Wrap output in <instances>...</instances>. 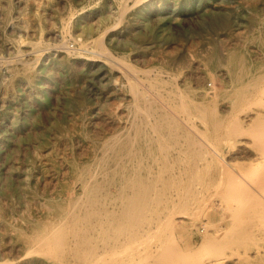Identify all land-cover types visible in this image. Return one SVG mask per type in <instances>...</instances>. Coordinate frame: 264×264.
Here are the masks:
<instances>
[{
  "label": "rangeland",
  "instance_id": "obj_1",
  "mask_svg": "<svg viewBox=\"0 0 264 264\" xmlns=\"http://www.w3.org/2000/svg\"><path fill=\"white\" fill-rule=\"evenodd\" d=\"M163 1L0 0V247L8 264L31 257L67 264L54 258L62 256L76 230L100 223L103 237L112 241L139 239L153 230L142 250L150 246L157 252L172 241L183 253L193 247L197 262L223 258L226 264L264 263V206L261 212L243 211L247 202L241 198L247 191L244 184L264 174V146L259 145L264 142V77L258 89L253 81L264 68V0ZM234 51L247 59L236 82L226 66ZM130 88L159 95L176 120L161 127L159 120L166 119L159 116L162 112L144 105L138 110ZM216 92L220 95L211 104H195L194 99ZM242 106L250 112L236 115ZM137 125L148 135L144 143L153 144L140 158L130 146ZM199 143L216 145L224 155L220 165L206 164L190 145ZM226 166L243 177L248 172L249 180L223 181ZM97 180L100 185L90 197L84 186ZM219 180L223 184L218 188ZM228 183L231 191H244L237 192L245 206L238 207L237 199L238 206L229 202L234 200L230 188L226 191ZM263 185L259 181L264 191ZM146 188L141 218L125 229L114 228V215L125 209V198ZM235 207H243L239 216L246 222L238 216L235 221ZM209 229L223 232L205 244ZM156 257L152 264L164 263ZM172 257L174 264L184 263L182 256Z\"/></svg>",
  "mask_w": 264,
  "mask_h": 264
},
{
  "label": "bare ground",
  "instance_id": "obj_2",
  "mask_svg": "<svg viewBox=\"0 0 264 264\" xmlns=\"http://www.w3.org/2000/svg\"><path fill=\"white\" fill-rule=\"evenodd\" d=\"M143 1H145V0H143ZM147 1H149L150 2V0H147ZM165 1V0H164ZM163 1V2H164ZM219 3V2H218ZM136 6H137V4H135ZM134 5V6H135ZM5 6V5H4ZM121 6V5H120ZM62 7V6H61ZM119 7V6H118ZM122 7V6H121ZM120 7V8H121ZM130 7V6H129ZM120 10V9H119ZM128 10V9H127ZM236 11V10H235ZM238 11V10H237ZM249 11V10H248ZM253 13V12H252ZM9 14V13H8ZM251 14V13H250ZM122 15H124V13H122ZM121 16V15H120ZM1 23V22H0ZM68 29H69V27H68ZM68 31V30H67ZM258 38V37H257ZM74 39V38H73ZM77 39H78V37H75V39L74 40H76L77 41ZM80 39V38H79ZM257 40V39H256ZM100 41V40H99ZM99 41H98V43H99ZM263 41V40H262ZM43 42V41H42ZM264 42V41H263ZM45 43V42H44ZM43 44V43H42ZM62 44V43H61ZM64 44H66L67 45V41L65 40V36H64V41H63V45ZM102 43L100 42V44H98V45H101ZM263 44V43H262ZM19 46V45H18ZM34 46H35V44H34ZM40 46H41V44H40ZM262 46V45H261ZM69 46H67V48H68ZM87 48V47H86ZM41 50V49H40ZM81 50V49H80ZM86 51V50H85ZM68 52V51H67ZM69 52H71V51H69ZM75 53V52H74ZM77 53V52H76ZM243 53V52H242ZM28 55V54H27ZM43 56V55H42ZM4 59V58H3ZM10 61V60H9ZM15 61H11L10 63H9V65L8 66H10V64H12V63H14ZM110 62V61H109ZM38 63V62H37ZM212 63L214 64V65H217L218 63H219V60H218V58H217V56H213L212 57ZM226 66L229 68V71H230V73L232 74V76H233V78L235 79V82L237 81V79L239 78V74L240 73H242L244 70H246L245 68H247L246 66H247V59H246V57H245V55H243V54H239V53H237V52H232V53H230L229 55H228V58L226 59ZM30 65V64H29ZM31 66V65H30ZM131 66V65H130ZM135 69V68H134ZM239 71H240V73H239ZM264 68L263 69H260V74H255L254 76V79H253V81H254V86L255 85H258L256 88L258 89V88H260L259 87V81H260V78H263L264 77ZM138 73H139V71H138ZM143 73V72H142ZM151 73V72H150ZM148 74V73H147ZM243 74V73H242ZM247 74V73H246ZM126 75V74H125ZM151 76V75H150ZM156 76V75H155ZM166 76V75H165ZM136 79V78H135ZM136 83H137V81H136ZM135 85V84H134ZM248 85V84H247ZM139 87V86H138ZM145 87V86H144ZM253 87V86H252ZM178 88H179V86H178ZM255 88V89H256ZM140 89V88H139ZM156 89V88H155ZM162 89V88H161ZM264 89V88H263ZM130 90L132 91V92H135V93H133L134 95H136L135 97H136V101H137V109L138 110H142L143 109V107H142V105H144V106H146V108L145 109H147L148 108V110H149V108L151 109L152 107H156V110H159L157 113H160V112H162V113H160L159 114V116L160 117H164V118H166V119H163V118H161L159 121H160V123H161V127H165V123H170V120L169 119H171L172 118V120H176L175 118L173 119V117H171L172 115L170 114V112L168 111V107H166V108H168L167 110L166 109H164V107H163V105L160 103V100H159V98H158V96L156 97L155 96V94L154 95H152V94H148V93H142L140 90H138V89H136V88H130ZM142 90V89H141ZM148 90V89H147ZM250 90V93H251V88L249 89ZM260 90V89H259ZM143 91V90H142ZM146 90H144V92H145ZM159 91V90H158ZM177 91L179 92L180 91V89L178 90L177 89ZM183 91V90H182ZM260 91H263V90H260ZM150 92V91H149ZM181 92V91H180ZM185 92V91H184ZM183 92V93H184ZM257 92H258V90H257ZM264 92V91H263ZM151 93V92H150ZM169 93V92H168ZM172 93V92H171ZM171 93H169V94H171ZM182 93V92H181ZM159 94V93H158ZM180 94V93H179ZM178 94V95H179ZM259 94H260V92H259ZM220 94L219 93H211V95L208 93V94H206V96H204V97H201V98H199L198 100H195L194 99V102L196 101V105L199 107V108H203V107H205V106H207L208 104H211L212 102H214V100L219 96ZM263 95V94H262ZM161 96V95H160ZM163 96V95H162ZM181 96V95H180ZM180 96H179V98H180ZM182 96H184L183 94H182ZM243 97V96H242ZM253 97V96H252ZM163 98V97H162ZM183 98H185V97H183ZM182 98V99H183ZM251 98V97H250ZM254 99H252V100H257V99H255V98H257V96L256 97H253ZM258 98H259V96H258ZM262 98H264V97H262ZM262 98H260V100L262 99ZM165 100V99H164ZM164 100H162L161 102L163 103L164 102ZM167 100V99H166ZM166 100H165V102H166ZM244 100H246V99H244ZM251 100V101H252ZM170 101V100H169ZM243 101V100H242ZM250 101V102H251ZM254 101H252V102H254ZM247 103V105L248 106H250V104L251 103ZM167 103H170L171 104V102H168V100H167ZM134 104V103H133ZM166 104V103H165ZM164 104V105H165ZM243 104H245L244 102H243ZM264 104V103H263ZM184 105H187V104H184ZM252 105H253V103H252ZM254 105H256V104H254ZM166 106H167V104H166ZM196 106V107H197ZM239 104H237L235 107H236V109H238L239 108ZM244 106V105H243ZM243 106H242V109L240 110L239 109V111L238 110H236V111H238L237 113H236V115L238 114H240V112L241 111H244V114L246 115L247 113H249L250 112V109L249 108H246L245 109V107H244V109H243ZM246 106V105H245ZM136 107H135V110H136ZM172 107V106H171ZM182 107V106H181ZM238 107V108H237ZM176 108V107H175ZM186 108H187V106H186ZM214 108V107H213ZM241 108V107H240ZM171 109V108H170ZM166 110V111H165ZM172 110V109H171ZM181 110H182V108H181ZM188 110V109H187ZM186 110V111H187ZM235 111V110H234ZM137 112V111H136ZM135 112V113H136ZM147 112H149V111H147ZM172 112H174V109L172 110ZM144 114L146 113V112H143ZM165 113V114H164ZM183 113H185V112H183ZM138 112H137V115L136 116H138ZM173 114V113H172ZM188 114V113H187ZM232 114H233V112H232ZM231 114V115H232ZM146 115V114H145ZM152 115V114H151ZM230 115V116H231ZM241 115H243V114H241ZM241 115H239V116H241ZM185 116V115H184ZM13 117V116H12ZM149 117V116H148ZM153 117V116H152ZM178 117V116H177ZM190 117H191V115H190ZM189 117V118H190ZM232 117V116H231ZM238 117V116H237ZM144 118V117H143ZM234 118V117H233ZM236 118V117H235ZM234 118V120H236ZM142 119V118H141ZM179 119V118H178ZM191 120H192V118H190ZM194 119V118H193ZM231 120H232V118H231ZM135 121V120H134ZM151 121V120H150ZM194 121V120H193ZM264 121V120H263ZM183 122V121H182ZM228 122H230V121H228ZM227 122V123H228ZM135 123V122H134ZM139 124V123H138ZM234 124H235V126H234ZM153 125V124H152ZM151 125V126H152ZM223 125V124H222ZM231 125H233L234 127H236V123H234V121H233V124H232V122H231ZM231 125L229 126V127H231ZM154 126V125H153ZM227 126V125H226ZM239 126V125H238ZM237 126V132H238V128H240V127H238ZM195 127V126H194ZM193 127V128H194ZM234 127H233V129H232V132L234 131ZM150 128V127H149ZM218 128V127H217ZM232 128V127H231ZM263 128H264V125H263ZM254 129H256V128H254ZM258 129V128H257ZM231 130V129H230ZM262 130V129H261ZM134 131H135V139L132 141L131 140V138L129 139L130 141H132V144L130 145V146H132V148H133V154L132 155H135L137 158L139 157H141L142 156V154H143V152H144V150H150V149H152V146H153V144H145L144 142H145V138H146V136H148V135H146V133H145V131H144V129L140 126V125H137V127L134 129ZM200 131V130H199ZM231 132V133H232ZM244 132H246V131H244ZM243 131H242V133H244ZM250 132V131H249ZM200 132H198V134H199ZM234 133H235V131H234ZM241 133V132H240ZM241 133V134H242ZM259 133V132H258ZM258 133H256V134H258ZM155 134V133H154ZM246 134V133H245ZM253 134V133H252ZM264 133H262L261 134V136L263 135ZM128 135V134H127ZM126 135V136H127ZM130 135V134H129ZM156 135V134H155ZM157 136V135H156ZM197 136V135H196ZM200 136V135H199ZM235 136H236V134H235ZM242 136V135H241ZM253 136H254V134H253ZM257 137L258 136H260V134H258V135H256ZM264 136V135H263ZM125 137V136H124ZM202 137H204V136H202ZM232 137H234L233 135H232ZM231 137V138H232ZM163 138V137H162ZM200 138V137H199ZM206 138V137H205ZM157 139H158V137H157ZM156 139V140H157ZM257 139V138H256ZM264 139V138H263ZM262 139V140H263ZM258 140V142L259 141H262V140H259V138L257 139ZM119 142V141H118ZM122 145H123V143L125 144V145H127V143L126 142H120ZM116 144V143H115ZM159 144V143H158ZM157 144V145H158ZM112 145V144H111ZM114 145V144H113ZM121 145V146H122ZM160 145V144H159ZM191 146H194V147H196V148H198V150H197V152H200L199 153V155L201 156V155H203L202 156V158H204L205 160H206V164H211V165H220V159H224V155L222 154V153H220V151L219 150H217V147H216V145H215V147L213 148V147H211L209 144H201V143H199V144H190ZM213 145V144H212ZM219 145V144H218ZM259 145L261 146V145H263L264 146V142H263V144H261V143H259ZM162 146H163V143H162ZM214 146V145H213ZM158 147V146H157ZM161 147V146H160ZM170 147V146H169ZM122 148V147H121ZM163 148V147H162ZM218 148H220L219 146H218ZM264 148V147H263ZM126 150V149H125ZM177 150V149H176ZM264 150V149H263ZM131 151V150H130ZM129 151V152H130ZM165 151V150H164ZM173 151V150H172ZM161 152H162V150H161ZM128 153V152H127ZM172 153V152H171ZM193 153H194V151H193ZM122 154V153H121ZM124 154V153H123ZM173 154V153H172ZM197 154V153H196ZM262 154H263V152H262ZM128 155H130V153L128 154ZM125 156V155H124ZM171 156V155H170ZM174 156V155H173ZM183 156V155H182ZM182 156H181V158H182ZM185 156V155H184ZM125 157H127V156H125ZM127 162V161H126ZM112 163V162H111ZM150 164V163H149ZM170 164V163H169ZM116 165V164H115ZM114 165V166H115ZM161 165V164H160ZM159 165V166H160ZM172 165V164H171ZM111 166V165H110ZM117 166V165H116ZM192 166V165H191ZM252 166V165H251ZM119 167V166H118ZM123 167V166H122ZM130 167V166H129ZM178 167V166H177ZM195 167H196V165H195ZM221 167H224L223 165L221 166ZM226 167H228V166H226ZM159 168V167H158ZM236 168V167H235ZM241 168H243V167H241ZM93 169V168H92ZM130 169V168H129ZM168 169V168H167ZM172 169H174V168H172ZM250 169H252V168H250ZM115 170V169H114ZM120 170H121V168H120ZM206 170V169H205ZM159 171V170H158ZM173 171V170H172ZM177 171V170H176ZM222 171V170H221ZM249 171V170H248ZM254 172H255V170H253ZM263 171V170H262ZM262 171H260V172H262ZM87 172V171H86ZM117 172V171H116ZM127 172V171H126ZM131 172V171H130ZM174 172V171H173ZM210 172H211V170H210ZM256 172H257V170H256ZM260 172L259 173H255V174H253V176L254 177H256V176H260ZM122 173V172H121ZM167 173V172H166ZM95 174H97L96 172H95ZM94 174V176L96 177V175ZM132 174V173H131ZM143 174V173H142ZM156 174V173H155ZM168 174V173H167ZM175 174V173H174ZM209 174H211V173H209ZM247 174H248V172H247ZM246 174V175H247ZM256 174H258V175H256ZM262 174V177L261 178H259V177H257V181H255V180H253L252 182H248V180H249V178H247V176L245 175L244 177H246L245 179H248L247 180V182L248 183H246V184H244V182L243 181H246V180H243L242 179V177H243V175L241 174V173H236L235 172V170H234V168H232V167H228L227 169H225V168H223V171H222V174H220V179H222L223 181H224V178H228L229 179V183H233V181H240V179H242V184H244L245 186V189L243 188V186H241V183H240V187H242L243 189H244V191L245 190H247V191H245L246 192V195H248V196H246L245 195V193H243L244 191L243 190H241V191H243V192H241L240 191V189H238V190H236V188L235 187H233L234 185H237V183L235 184L234 183V185H231L233 188V191H231V187H229V183H228V187L226 188V191H228L227 189H229L230 188V191L235 195L236 193H243V195H241V193H240V195H241V198L242 197H244L245 196V202H247V204L244 202V204H246V206L243 204V201H242V203H241V200H243V199H241V198H239L240 197V195H239V193H238V195H236V197L234 198L233 196V194L229 191V194H230V199L231 198H233V200L234 201H229V202H232L233 203V205L235 204V205H237L238 203L237 202H239V206L238 207H240V204L242 205H244L246 208L243 210V211H247V212H261V210L263 209V206H264V204H263V202H264V191L263 190H261V189H259V181H261L262 180V183L264 182V174L263 173H261ZM62 175V174H61ZM92 175H93V173H92ZM133 175H134V173H133ZM148 175V174H147ZM218 175H219V173H218ZM121 176V175H120ZM177 176V175H176ZM250 176V175H249ZM85 177V176H84ZM158 177H159V175H158ZM243 177V178H244ZM253 177V178H254ZM161 178V177H160ZM184 178V177H183ZM252 177L250 176V179H251ZM86 179V178H85ZM121 179V178H120ZM207 179V178H206ZM232 179V180H231ZM221 180V181H222ZM117 181V180H116ZM120 181V180H119ZM210 181V180H209ZM183 182V181H182ZM205 182V181H204ZM219 183H218V188H219V184H221L220 183V180L218 181ZM100 182L97 180V181H89V183H87V184H85V186H84V189L86 190V191H88L87 193L90 195V197H94V194H95V191H96V189L98 188V185H100L99 184ZM124 183H126V182H124ZM202 183V182H201ZM200 183V184H201ZM239 183V182H238ZM114 184H115V182H114ZM118 184H121V183H118ZM173 184H174V182H173ZM178 184H179V182H178ZM184 184V183H183ZM204 184V183H203ZM214 184V183H213ZM223 184V183H222ZM221 184V185H222ZM159 186H160V184H159ZM209 186V185H208ZM120 187V186H119ZM189 187V186H188ZM224 187V186H223ZM239 186L237 187V188H240ZM263 187H264V185H263ZM263 187L261 186V188L263 189ZM214 188H216V187H214ZM221 188H222V186H221ZM234 188H235V190H234ZM173 189H174V186H173ZM202 189V188H201ZM183 190V189H182ZM188 190V189H187ZM216 190H217V188H216ZM220 190H222V189H220ZM148 189L146 188V189H143V190H139L138 192H135L134 193V195L133 196H128L127 198H125L126 199V204H125V206H124V210H123V212L120 214V215H117V214H115L114 216V219H115V222H116V224L117 225H115L114 226V228H116V229H118L117 227H119V230H121V229H125V228H127L126 227V225L127 224H134V221H137V220H139L140 218H141V213H143V208L147 205L146 204V199H147V194H148ZM184 191V190H183ZM218 191V190H217ZM215 192V193H217L218 194V192ZM234 191H235V193H234ZM238 191V192H237ZM186 192V191H185ZM205 192V191H204ZM210 192V191H209ZM15 193V192H14ZM100 193V192H99ZM128 193V192H127ZM207 193H208V191H207ZM219 193H223V192H219ZM74 194V193H73ZM115 194V193H114ZM183 194V193H182ZM203 194V193H202ZM216 194V195H217ZM228 194V193H227ZM70 195V194H69ZM99 195H101V194H99ZM209 195V194H208ZM219 195V194H218ZM224 195H226V194H224ZM223 195V196H224ZM155 196V195H154ZM153 196V197H154ZM168 196V195H167ZM185 196V195H184ZM222 196V195H221ZM217 197V196H216ZM215 197V198H216ZM226 197V196H225ZM228 197V196H227ZM228 197V198H229ZM115 198V197H114ZM171 198V197H170ZM204 198V197H203ZM205 198H206V196H205ZM239 198V199H238ZM247 198V199H246ZM85 199H86V197H85ZM235 199H237L238 201L236 202V200ZM241 199V200H240ZM178 200V199H177ZM214 200V199H213ZM232 200V199H231ZM181 201V200H180ZM60 202V201H59ZM200 202V201H199ZM237 204H236V203ZM51 203V202H50ZM81 203V202H80ZM79 203V204H80ZM119 203V202H118ZM207 203V202H206ZM58 204V203H57ZM217 204V203H216ZM230 204V203H229ZM228 204V205H229ZM263 204V205H262ZM62 205V204H61ZM60 205V206H61ZM72 205V204H71ZM78 205V204H77ZM99 205V204H98ZM173 205H174V203H173ZM206 205V204H205ZM226 205V204H225ZM228 205L227 206H224V207H228ZM231 205V204H230ZM108 206V205H107ZM119 206V205H118ZM178 206V205H177ZM195 206V205H194ZM208 206V205H207ZM49 207V206H48ZM63 206H61V208H62ZM67 207H68V205H67ZM54 208V207H53ZM70 208V207H69ZM192 208H194V207H192ZM208 208V207H207ZM217 208V207H216ZM243 208V207H242ZM242 208H239V209H237L236 207L234 208L235 210L234 211H236V213H239V214H237L236 215V213H234V211H233V208H232V213H234L235 214V221H237V218L238 217H240L239 215H241L242 213H240L241 212V210L240 209H242ZM92 209V208H91ZM227 209V208H226ZM231 209V208H230ZM239 210V211H237V210ZM62 210H63V208H62ZM69 210V209H68ZM83 210V209H82ZM78 211V210H77ZM151 211V210H150ZM160 211V210H159ZM181 211V210H180ZM199 211V210H198ZM202 211H203V209H202ZM230 211V210H229ZM55 212V211H54ZM185 212V211H184ZM63 213V212H62ZM148 213V212H147ZM172 213H174V212H172ZM201 213V212H200ZM70 214V213H69ZM69 214H68V216H69ZM73 214V213H72ZM234 214H232V215H234ZM244 214H248V213H245L244 212ZM231 215V216H232ZM200 216V215H199ZM236 216H238L237 218H236ZM245 216H247V215H245ZM56 217V216H55ZM79 217V216H78ZM82 217V216H81ZM167 217V216H166ZM192 217V216H191ZM227 217V216H226ZM234 217V216H233ZM233 217H230V218H233ZM42 218V217H41ZM174 218V217H173ZM173 218H172V220H173ZM241 219H242V216L240 217ZM248 218V217H247ZM33 219V218H32ZM40 219V218H39ZM52 219H54V217L52 218ZM165 219V218H164ZM234 219V218H233ZM241 219H239V220H241ZM246 219V218H245ZM249 219V218H248ZM37 220V219H36ZM41 220V219H40ZM152 220V219H151ZM156 220V219H155ZM163 220V219H162ZM162 220L160 221V222H162ZM168 220V219H167ZM195 220V219H194ZM247 220V219H246ZM251 220H253V219H251ZM83 221V220H82ZM169 221V220H168ZM241 221H243V219L241 220ZM156 222V221H155ZM172 222V221H171ZM239 222V221H238ZM243 222H246V221H243ZM243 222H241V224H243ZM118 223H119V225H118ZM174 223H175V221H174ZM174 223H171V224H174ZM263 222H261V224H262ZM68 224H69V222H68ZM125 224V225H124ZM137 224V223H136ZM205 224V223H204ZM240 224V225H241ZM111 225H114V223L113 224H111ZM121 225V226H120ZM151 225H152V223H151ZM168 226H169V223L167 224ZM193 225H196V224H194V222H193ZM67 226H71L70 224L69 225H67ZM134 226H136V225H134ZM159 226V225H158ZM172 226L173 225H171V226H169L170 228H172ZM150 227V226H149ZM155 227V226H154ZM168 227V228H169ZM194 227V226H193ZM205 227V226H204ZM258 227V226H257ZM256 227V228H257ZM36 228V227H35ZM103 228L104 227H102V225H101V223L100 224H95V225H90V226H87V228L86 229H84V230H76V233H75V239H73V237H72V239H73V241H70V242H68V246L66 247V248H64V250H63V254H62V256L61 257H55L54 259H60V260H62V261H65L67 264H152V258H154V257H156V256H158V258H160V260H161V262H164L163 264H174L175 263V261H173V260H171V259H174L172 256H174L175 257V254H176V256H178V258L180 259L181 257H179V256H182V258H181V260L182 261H184V263L183 264H226V261L225 260H223V258L222 259H216L215 261H213L212 263L211 262H204V260H203V258H201V260H203V261H201V260H199V262H197V259L196 258H198V255H197V257H196V253H195V249L193 248V247H188V251H184V253L183 252H181V250H182V247L180 248H178V245L175 247V245L174 244H178L177 242L176 243H174V242H172V241H167V246L170 248V249H172L171 250V252H170V250H169V248H167V246H164L163 247V245L165 244V242H164V244L162 245L161 243V247H163V248H167L166 250H164L163 248H158V250H157V252H155L154 250H153V248L152 247H150V246H148V247H150V248H148L147 247V250L145 249V250H142L141 249V246H144V245H148L149 243H150V237H151V232H153V230L152 231H150L151 229H149V230H145L146 231V234H143L142 235V237L141 238H139L138 239V237L137 236H134V237H132V238H129V239H127V240H114V241H112V240H108V239H106V238H104L103 237V233H104V231H103ZM155 228H157V227H155ZM154 228V229H155ZM159 228V227H158ZM169 228V230H173L174 229V226H173V229H170ZM207 228V227H206ZM205 228V229H206ZM238 228V227H237ZM146 229V228H145ZM165 229H166V231H167V227H165ZM140 230V229H139ZM168 230V231H169ZM165 230H164V232H166ZM203 231V230H202ZM155 232H158V231H155ZM219 232V231H218ZM217 231H216V233L215 232H210V229H209V231H207L206 233H205V235H204V242H205V244L206 243H208V242H211L212 240H215V238H216V234H219ZM223 232V231H222ZM222 232H221V234H222ZM51 233H53V231H51ZM71 233V232H70ZM141 233H142V231H141ZM93 234H98V236L100 235V238H97V237H95ZM155 234V233H154ZM166 234V233H165ZM246 234V233H245ZM42 235V234H41ZM136 235V234H135ZM156 235V234H155ZM162 235H163V237L165 236L164 235V233H162ZM53 236V235H52ZM67 236H68V234H67ZM70 236V235H69ZM73 236V235H72ZM128 236V235H127ZM160 236V235H159ZM167 236V235H166ZM222 236V235H221ZM25 237V236H24ZM23 237V238H24ZM37 237H39V236H37ZM47 237H49V236H47ZM51 237V236H50ZM22 238V239H23ZM40 238H41V236H40ZM45 238V237H44ZM52 238V237H51ZM71 238V237H70ZM161 238V241L163 240V238L162 237H160ZM218 238H220V237H218ZM21 239V240H22ZM49 239V238H48ZM71 239V240H72ZM154 239V238H153ZM152 239V240H153ZM171 239V238H170ZM223 239V238H222ZM30 240V239H29ZM51 240V239H50ZM158 240V239H157ZM160 240V239H159ZM172 240V239H171ZM183 240V239H182ZM44 241V240H43ZM49 241V240H48ZM56 241H58V240H56ZM61 241V240H60ZM149 241V242H148ZM185 241V240H184ZM189 241V240H188ZM25 242V241H24ZM172 242V243H171ZM217 242V241H216ZM41 243V242H40ZM49 243H51V242H49ZM168 243H170V244H172V245H174V249H175V251H174V249L173 248H171V246H169L168 245ZM26 244V243H25ZM60 244V243H59ZM186 244H187V242H186ZM196 244V243H195ZM216 244V243H215ZM215 244L213 245L214 247H215ZM27 245V244H26ZM50 246H51V244H49ZM39 246V245H38ZM198 246V245H197ZM220 246H221V244H220ZM16 247V246H15ZM157 247V246H156ZM160 247V246H159ZM185 247V246H184ZM226 247L228 248V246H225V249H226ZM45 248V247H44ZM49 248V247H48ZM52 248H53V246H52ZM177 248L178 249H180V252L179 251H177ZM186 249V248H185ZM197 249H199V248H197ZM217 249H221V248H219V246L217 247ZM224 249V250H225ZM229 249V248H228ZM53 250H55V248L53 249ZM169 250V251H168ZM210 250V249H209ZM212 250V249H211ZM183 251V250H182ZM198 251V250H197ZM201 251V250H200ZM218 251V250H217ZM216 251V252H217ZM220 251H223L222 249L220 250ZM208 252H210V251H208ZM212 252V251H211ZM261 252V250L260 249H258V251H257V253H260ZM39 253V252H38ZM45 253V252H44ZM49 253L50 254H52L50 251H49ZM178 253V254H177ZM200 252H198V254H199ZM202 253V252H201ZM200 253V254H201ZM205 253V252H204ZM246 253V252H245ZM251 253V252H250ZM29 254V253H28ZM206 254H208V253H206ZM221 254V253H220ZM238 254V252L236 253V255ZM246 254H248V253H246ZM245 254V255H246ZM57 255V254H56ZM209 255H211L210 253L208 254V255H206V256H209ZM213 255V254H212ZM222 255H223V253H222ZM221 255V256H222ZM235 255V256H236ZM234 256V255H233ZM241 255H240V253H239V257H240ZM244 256V255H243ZM242 256V257H243ZM227 257V256H226ZM157 258V257H156ZM162 258V259H161ZM169 260H168V259ZM233 258V257H232ZM6 259V258H5ZM5 259H3V257H2V249H1V247H0V264H8V262L5 260ZM8 259V258H7ZM167 259V260H166ZM200 259V258H199ZM204 259H205V256H204ZM211 259V258H210ZM227 259H228V257H227ZM163 260H165V261H163ZM201 261V262H200ZM14 262V264H49L48 262H46V261H44V260H41V259H37V258H35V257H31L30 259H23L22 261H20L19 263L18 262H16V261H12V263ZM60 262V261H59ZM10 263V262H9ZM262 264H264L263 262H262Z\"/></svg>",
  "mask_w": 264,
  "mask_h": 264
}]
</instances>
